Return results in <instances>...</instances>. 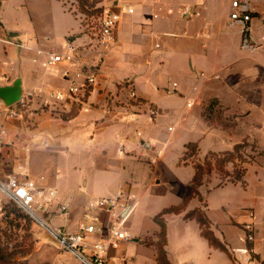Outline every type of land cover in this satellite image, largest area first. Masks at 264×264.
Returning a JSON list of instances; mask_svg holds the SVG:
<instances>
[{"label": "crops", "instance_id": "1", "mask_svg": "<svg viewBox=\"0 0 264 264\" xmlns=\"http://www.w3.org/2000/svg\"><path fill=\"white\" fill-rule=\"evenodd\" d=\"M28 1L0 0V84L20 78L22 94L66 87L76 77L70 62L45 67V55L38 50L63 54L71 45L81 56L76 70L95 74L96 82L89 86L83 106L70 100L47 105L42 93L17 117L3 113L0 123L12 143L0 145V177L21 164L39 185L56 190L47 218L70 231L78 230L92 198L122 191L134 196L135 207L144 201V212L132 211L123 225L134 237L111 247L107 264H160L161 226L155 216L180 204L181 211L164 215V248L171 264H264V166L249 163L244 184L205 181L200 196L184 202L196 172L195 166L181 161L187 143L197 142L206 155L232 149L249 133L246 127L254 129L250 135H264V58L259 55L260 69L250 72L262 77L257 100L238 101L240 82L234 73L228 72L223 84L220 78L214 80L237 59L221 51L223 23L236 27L241 44V28L229 21L232 0H99L102 9L121 13L117 41L99 63L96 31L87 28L73 4L38 0L35 8L46 7L54 15L53 23H41L35 19L40 13ZM187 4L200 8L201 15L180 16L178 8ZM124 6L134 11L124 12ZM222 91L231 92L233 102ZM213 100L243 106V126L232 131L211 124L205 111ZM228 186L242 187V198L232 206L226 200L209 201ZM62 202L68 204L66 215L61 214ZM196 208H205L214 233L235 251L234 259L210 244L196 218L186 217ZM112 221L107 212H100L88 241L106 239ZM248 234L253 241H247ZM245 246L248 252L239 249Z\"/></svg>", "mask_w": 264, "mask_h": 264}, {"label": "built area", "instance_id": "2", "mask_svg": "<svg viewBox=\"0 0 264 264\" xmlns=\"http://www.w3.org/2000/svg\"><path fill=\"white\" fill-rule=\"evenodd\" d=\"M122 10L130 13L134 11V8L124 6ZM253 11L252 0H232L229 21L231 24L241 27V47L256 50L263 46L264 34L260 36L259 40H256L252 35ZM178 13L185 18H194L201 15V9L196 5L187 4L180 6ZM120 17L121 13L119 12L106 8L102 9L95 33L96 45L99 46V51L101 52L98 63L102 61L104 52L109 50L117 41L116 26ZM1 40L13 43L9 38H1ZM38 53L45 55L43 61L45 67L54 66L63 60L70 62L72 68H74L76 77L71 78L66 87L49 88L46 90L39 88L34 92L23 94L12 105L5 106L0 103V116L4 113L9 118L17 117L24 109L30 107L33 96L41 95L42 93L45 95L42 102L47 105L68 100L79 106L84 105L88 88L96 82V76L93 73H87L84 69L76 70L80 66L81 60V56L76 48L71 45L69 51L63 54L42 49H39ZM67 71H71V69ZM6 135L7 128L4 123H0V145L12 143V140L5 138ZM138 135H141V133L139 132ZM43 144L47 146L48 141L44 140ZM23 168V165H17L16 171L0 177V197H5L17 205L27 216L42 226L54 238L62 250L71 253L82 264H107L109 249L117 247L122 240H130L134 237L130 231L123 229V225L135 207L136 201L134 200L132 206L120 221L117 219L126 208L130 198L134 196L126 195L120 191L114 195L90 199L85 206L78 230L70 231L61 226L53 225L45 215L49 212L52 200L56 197V190L46 189L39 185L36 180L24 173ZM60 210L61 214L66 215L68 204L62 202ZM102 211L107 212L113 218L108 228V237L90 243L87 239L88 235L97 230L100 212ZM246 239L247 241H253L254 237L248 234ZM239 249L244 252L249 251L248 246Z\"/></svg>", "mask_w": 264, "mask_h": 264}, {"label": "rangeland", "instance_id": "3", "mask_svg": "<svg viewBox=\"0 0 264 264\" xmlns=\"http://www.w3.org/2000/svg\"><path fill=\"white\" fill-rule=\"evenodd\" d=\"M33 3H38V0H32L30 5L37 13H40L35 19L38 22L41 21V23H53L54 15L47 11L46 7H39L37 5L38 7L36 6L35 8ZM252 3L254 6L252 35L256 40H259L260 36L264 34V0H252ZM66 4H73V8L75 9L76 7L75 12L82 17L87 28L93 32L96 31L99 24V16L102 12L98 1L87 0L84 9L80 5V0H66ZM236 26L237 28H241L239 25ZM222 28L225 30L224 33L226 35L221 51L236 55L237 59L224 70L226 73L222 72L221 75L216 76L215 82L220 78L221 84H223L224 80L229 78L227 76L228 72L234 73V79H238V83L240 82L237 87L238 101L244 102V99L247 101L250 99L249 97H252L253 100L259 99L258 96L261 89L260 79L262 77L260 74L254 77L250 72H258L260 69L259 57L264 58V44L256 50L244 49L240 44V36L236 34V27L223 23ZM222 93L226 95L227 100L233 102L232 99L234 98L231 92L222 91ZM243 109V106L239 108L227 107L220 103L219 100H214L211 107L208 106L206 108L205 115L211 124L221 125L226 129L236 131L235 129L238 126L240 128L244 124L242 121L245 120ZM250 126L252 125L250 124ZM246 129L250 134L254 131L252 127L251 129L246 127ZM249 133L246 132V135L240 139V142L246 141L249 143V145L243 148L245 150L243 152L246 153V156H252V160L249 162L250 166H264V135H250ZM241 135H244V133ZM189 154V156H182L181 161L193 166L203 163L204 159L210 156L209 153L203 155L200 147L196 149L194 146L190 147ZM249 163H246V166ZM240 166L241 160L239 158L228 161L224 165V169L229 173L228 175L223 176L222 172L214 169L211 173L204 175L203 182L206 181L209 185L216 183L220 185L223 181V184H225L229 179V175H232ZM215 194L209 199L211 203L215 199L226 200L232 206L235 201L242 198L244 190L239 186H228L220 191H216ZM175 196L176 194L172 193L169 195L171 199H174ZM203 203L205 204V202ZM145 209V203L142 201L132 211H135V213L137 211L144 212ZM45 215L46 217L48 216L47 214ZM145 221L148 222L146 215ZM0 239L7 256V261H0V264H82L71 253L67 255L42 226L5 197H0ZM234 253L235 251H231L232 259L235 257Z\"/></svg>", "mask_w": 264, "mask_h": 264}, {"label": "trees", "instance_id": "4", "mask_svg": "<svg viewBox=\"0 0 264 264\" xmlns=\"http://www.w3.org/2000/svg\"><path fill=\"white\" fill-rule=\"evenodd\" d=\"M96 1H99V0H96ZM86 3H87V0H80V5L82 6L83 9H84ZM211 104H212V102L210 103L209 107H211ZM247 145H249V143L246 141L245 142L238 141L234 144L232 149L219 151V152H215V151L209 152L210 156H208L206 159H204L203 163H199V164L195 165L196 172L194 175L193 183L189 187V190L185 195L184 202L188 201L193 196H200L199 186L203 183V178H204L205 174H209L215 169V170H219L220 172H222L223 176L228 175L229 173L224 169L225 163L228 161H232L234 159H237V158H239L241 160V166L239 168H237L236 171L234 173H232V175H229V179L226 182L229 181V182H233V183L244 184L245 183L244 175H245L246 170H247L246 163H249L252 160L251 155L246 156V153L243 152V151H245V150H243V148L246 147ZM191 146H194L196 149L199 148V145L197 144V142H189L186 144V151H185L184 155H186V156L190 155L189 150H190ZM221 184H223V181H222V183H220V185ZM183 206H184V204L171 206L169 208L164 209L163 211H161L159 214H157L155 216V220L161 226V230L158 234L160 239L158 241V256H157L160 264H171V262L167 256L166 250L164 248V244L166 242V221H165L164 215L167 212H179V211H181ZM203 210H204L203 208L193 209L186 214V217L196 218L202 227V234L208 238L210 244L217 247V248H220L221 250H223L225 252H227L228 255L231 257L230 249L214 233V231L211 228L210 220H209L205 210L204 211ZM0 261L1 262L7 261L5 248H4V246H2L1 239H0Z\"/></svg>", "mask_w": 264, "mask_h": 264}, {"label": "water", "instance_id": "5", "mask_svg": "<svg viewBox=\"0 0 264 264\" xmlns=\"http://www.w3.org/2000/svg\"><path fill=\"white\" fill-rule=\"evenodd\" d=\"M10 34L15 35L16 33H10ZM21 83H22V80L20 78H17L11 84H6V85L0 84V102H2L5 106L16 103L23 95ZM134 200H135L134 197L130 198V200L127 203L126 208L117 217L119 221L128 212Z\"/></svg>", "mask_w": 264, "mask_h": 264}]
</instances>
